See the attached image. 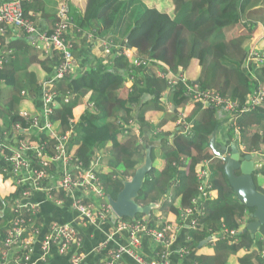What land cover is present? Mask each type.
<instances>
[{"label": "trees", "instance_id": "obj_1", "mask_svg": "<svg viewBox=\"0 0 264 264\" xmlns=\"http://www.w3.org/2000/svg\"><path fill=\"white\" fill-rule=\"evenodd\" d=\"M43 1L33 0L29 3L22 0L25 15L33 19V13L37 7H42ZM171 1L173 15L150 6L148 0H87L84 12L73 8L70 15L82 29L83 32L78 35L84 42L88 41L84 31L95 29L93 40L110 39L116 45H128L136 50L138 57L162 62L174 72L181 67L187 69L188 78L193 75L194 69H198L197 80L203 88L217 89L224 96L239 101L242 107L245 106L247 96L264 84V65L257 66L249 60L253 47L264 44V0ZM238 26L243 33L230 37ZM1 28L6 29L4 25ZM259 29H262L260 38L257 37ZM52 30L53 27L47 33L50 34ZM28 39L24 33L20 40H11L7 44L4 33L0 34V41L14 51L4 69H0V100L3 104L0 109V131L11 130L19 119L18 114L12 111L16 112L30 103L20 96V92L38 88L34 68L38 67L50 75L60 61L57 51L45 53L34 43L27 42ZM117 50L116 47L114 52L117 53ZM132 70L134 73H131ZM143 70L132 68L131 61L124 55H117L111 64L106 65L103 58H96L82 74L77 77L69 75L57 84L62 92H69L72 97L69 103L60 99L62 104L58 114L64 123L74 116L75 109L84 101L93 102L97 107V110L82 115L75 124L72 147L78 159L98 174L107 194L114 199L124 188L123 178L135 174L136 169L145 162L148 152L153 160L160 159L159 165L154 162V168L146 176L136 201L140 205H159L152 210L148 221L149 227L161 229L166 223L178 221L167 222L160 218L171 215L180 218V209L191 205L198 192V176L204 168L202 162L208 160L213 189L217 190L218 195L207 202V211L200 219L204 233H197L199 229L190 227V239L186 246L194 250L201 242L195 237L219 233L226 225L230 229H238L239 242L230 245L224 240L217 241L216 254L197 256L196 262L227 264L231 254L247 247L250 251L240 257L241 264H262L256 255L264 249V225L255 237L250 232L240 230L246 221L255 220L251 216L254 209L238 199L225 175V162L210 147L215 132L217 144L224 143L226 137L229 138L228 144L235 140L234 118L219 108L204 106L201 102L191 104L182 87L163 96L168 83L158 77L154 70ZM128 73L138 75L132 90L126 93L124 88ZM165 98L173 101L171 111L163 110ZM150 111L158 113L156 127L164 131L159 133L157 139L153 138L157 141L142 144L134 131L124 132L125 125L129 120L136 119L141 127L151 132L153 126L146 118ZM183 111L194 124L191 137L180 135L175 128L178 114ZM244 116L239 121L245 141V152L241 153L264 151V142H260L259 146L253 142L258 132L263 135L264 141V102ZM221 130L226 131L224 140H220ZM203 146H206L204 151L196 153V149ZM124 167L126 169L120 174ZM262 170L264 167L257 169L254 177L258 190L264 193L258 178ZM15 197L16 194L0 195V227L13 217ZM144 217L145 214H139L137 218ZM37 222L41 223L40 218ZM178 225L181 226L182 222Z\"/></svg>", "mask_w": 264, "mask_h": 264}, {"label": "built area", "instance_id": "obj_2", "mask_svg": "<svg viewBox=\"0 0 264 264\" xmlns=\"http://www.w3.org/2000/svg\"><path fill=\"white\" fill-rule=\"evenodd\" d=\"M69 6L61 4L53 31L36 36L34 21L28 18L23 9L22 0H0V25H12L27 35H35V45L45 53L57 51L60 61L56 64L49 77L38 82L35 91L22 90L20 95L33 105V110L26 108L12 111L19 116L14 127L8 131H0V177L4 182L10 181L11 192L16 197L12 205V219L0 227V264H52V254L69 258V264H86L87 253L83 249L84 239L77 225L71 223L53 222L49 228L42 232L37 222L39 205L31 201L39 190L47 191L53 195L55 192L63 193L77 214L79 226H86L95 220H106L109 216L114 219L113 233L126 231L128 241L126 244L108 252L107 258L99 264H126L125 259H132L134 264H170V244L179 229L188 221L189 227L200 229V219L205 214L202 199L211 196L213 187L208 182L210 176L208 162L200 171L199 179L203 180L201 195L192 199V205L183 209L180 214L182 225L166 223L162 229L149 227L146 218L125 220L121 218L107 200L102 182L97 173L91 168H84L69 150L75 132L74 126L85 113L87 107L93 108L89 103L85 109L78 112L75 117L64 120L58 116L61 107L60 99L69 103L70 95H63L56 86L65 80L75 68L76 60L73 52L72 39H68L72 19ZM1 31L4 30L1 28ZM80 32V29H77ZM93 37V33L88 34ZM101 47L106 55L114 56L116 47L113 40L100 39ZM132 48L124 47L118 55H124L131 60L134 69L144 68L157 70L158 77L168 83V91L176 92L181 87L190 102H201L204 106H213L221 109L234 118V128L240 135L242 126L239 123L249 111L255 110L264 102V84L258 86L247 96V104L241 106L239 101L226 97L215 89L203 88L198 80L188 78L185 69L177 72L162 65L157 60L138 57ZM13 49L8 48L0 41V69H4L13 55ZM111 57V58H112ZM249 60L255 64H264V51L252 50ZM134 73V70L131 71ZM136 75H130L133 82ZM1 92V90H0ZM164 94V93H163ZM165 96V95H163ZM0 100V109H1ZM168 98H165L167 109L170 108ZM141 127V126H140ZM175 128L180 135L191 137L194 124L180 112L175 122ZM130 130L138 136L139 142L146 143L147 138L157 139L163 131L161 127H153L151 132L139 128L136 119H131L125 125V133ZM262 150L252 152L255 157H263ZM264 163L256 158V167L263 168ZM60 173V174H59ZM96 195L101 201L99 206L87 201ZM238 229H230L223 225L217 233L220 240L230 245L239 242ZM150 235L161 247L157 259H147L140 250L143 244V235ZM216 237V236H215ZM111 239V237H109ZM108 242H105V244ZM103 248L99 249L102 251ZM258 257L264 264V249L258 252ZM198 264V263H196Z\"/></svg>", "mask_w": 264, "mask_h": 264}, {"label": "crops", "instance_id": "obj_3", "mask_svg": "<svg viewBox=\"0 0 264 264\" xmlns=\"http://www.w3.org/2000/svg\"><path fill=\"white\" fill-rule=\"evenodd\" d=\"M27 1L29 3H32L33 0H27ZM148 2L152 3L153 0H148ZM43 3L44 4L42 5V7H39V8L37 7V9L33 13L34 15L32 17L33 18L32 20L34 21L35 29L37 31L35 33L36 36L47 33L48 30H51L52 27H54V23L57 19L59 7L61 4H67L69 6V10H70L69 14H71L73 8H75L77 11L84 12L87 0H44ZM154 4L155 5L158 4V0L154 1ZM52 18H53V22H52ZM70 18L72 19V26H71V30L68 32L67 37H68V39H72L73 49H74L73 52H75L74 55H75V60H76L74 71L70 74V76L77 77L80 74H82L84 71H86V69H88V66L90 65V63L96 58H103V64L104 65L111 64L114 57H116L118 55L117 54L118 51H120V50L122 51L124 49V47L132 48L135 51L134 53L137 54L136 50L133 47H130L128 45L119 46V45L115 44L117 49H118L117 53L113 57L106 55L103 52V48L101 47V44L99 42L101 38H99L97 40H93V37L88 36L87 37L88 41L84 42L82 40V37L78 35L79 33L83 32L82 29L74 23L73 17H71V15H70ZM35 21H36V24H35ZM1 26L2 25H0V34L4 33V37L6 40V41L4 40L5 43H7L11 40H20L22 35L24 34L23 31H20L18 29H14L15 27L12 25H8V27H6V29L2 32ZM238 27H236L235 29H237ZM77 29H80V32H77ZM94 30L95 29L88 31V32L84 31V33H87V35L90 33H95V32H93ZM72 31H75V32L71 34ZM242 33H243V29L241 28V31L237 34H234L233 32H231L230 37H234V36H237V35L242 34ZM27 36L31 37V35H27ZM102 40L110 41V39H102ZM27 42H32L35 44V39H33L32 41L28 40ZM7 44H5V45L9 48V46ZM263 45L259 46L257 44V46L253 47L252 50H254V49L259 50V51L263 50ZM116 47H115V49H116ZM23 54L24 53L21 54L22 57H23ZM159 63L164 65L162 62H159ZM253 64H255V63H253ZM255 65L262 66L264 64H262V65L261 64H255ZM164 66H166V65H164ZM34 69H35L34 72H36L37 82L49 77V74H47L46 72H44L41 69H38V67H35ZM153 70L157 73V70H155L154 68H153ZM185 71L187 72V69H185ZM197 75H198V69H194L193 75L190 76L189 78L192 80L193 79L197 80L198 79ZM133 84H134V82L132 80H129V76L127 75V78L125 81V88H124L126 93H128L129 91L132 90ZM210 89H213V88H210ZM215 90H217V89H215ZM168 92H169L168 90H165L164 95L167 96ZM62 93L65 95L68 94L71 96V93H69V92L68 93L62 92ZM168 101L171 103L170 104L171 107L167 109L168 106L165 105V99H164L163 100V110L164 111H171L173 109V101L170 100L169 98H168ZM89 103L93 104V108L87 107V105H90ZM190 103L193 104V102H190ZM1 105H3V104H1ZM86 107H87V109L85 110V113L83 115H85L88 112H93V111L97 110V107L94 106L93 102L84 101L81 105L77 106V108L75 109L73 117H75V115L78 112L81 113V111L83 109H85ZM23 108H26L28 110H33V105L28 103V106H23L19 109H23ZM183 114L188 116L185 113V111H183ZM58 116H59V114H58ZM226 116L228 117V115H226ZM146 118H147V120H149V122L151 123V125L153 127L156 126L158 121H159L158 113L153 112V111L148 112L146 114ZM138 127L141 128L139 123H138ZM144 130L148 131L145 128H144ZM163 131H164V129H163ZM74 132H75V126H74ZM234 132L236 133L235 129H234ZM219 136H220V140H224V137H226V131L221 130ZM74 137H75V135H74ZM74 137H73V139H74ZM227 138L228 137L225 138L224 143L223 142L221 143L222 146H224V145H227V146L236 145L241 152H245L244 151L245 150V141L242 138V131H241L240 135H237V134L235 135V140H233V141L231 140L232 142H229L230 144L227 143V141L229 140V138H228V140H227ZM73 139H72V141H73ZM216 140H217V138H216ZM72 141L70 142L69 150L74 155V157L77 159L76 162L81 163L84 168L89 169L90 167L85 166L84 162L78 159L79 157L77 156L76 150L72 147ZM155 141H157V140H148V141H146V143L148 144V142H155ZM253 142H255L256 146H259L260 142H264L263 141V135L259 132L256 133L255 137L253 139ZM259 158H260V161H262L264 163V161H263L264 158L263 157H259ZM157 160H159L158 163L161 162L160 159H156V160H153V163ZM206 161L208 162V160H206V159L202 162V164L204 166H205ZM207 167H209V163H208ZM124 169H126V167H124L122 170H120L119 173L121 174ZM118 171L119 170H117L116 173H118ZM120 174H119V176H120ZM114 177H117V174H114ZM132 177H129L128 175H126L125 178H123V180L126 182V181L131 180ZM258 178H261L262 181H261L260 185L262 187H264V182H263L264 173L261 172L258 175ZM198 181H199L198 192L193 198H198L201 195V188L204 185L203 180L199 179V176H198ZM208 182H211V184H213L211 176H209ZM102 185H103V183H102ZM103 187L105 190L104 185H103ZM212 187H213V185H212ZM12 190H13V188L10 186V184H7V182H4V180L0 177V195H1V197H5L6 195H9V194H15V192L9 193ZM105 193H106L107 200L109 201L108 196H110V195L107 194L106 190H105ZM54 194L55 195H53L47 191H44V190H39L36 192V194L31 199V201L33 203H36L39 205L38 218H40V221H41V223H39L40 224L39 226L42 229V232H45L53 222L71 223V224L77 225L78 228L80 229L81 235L84 239L83 249L87 253L86 264H97L99 262V260H101L102 258L108 257L107 253L109 251L116 249V248L127 243L129 234L126 231H120L117 233H113L115 221L110 216L104 221L103 220H95V221L87 224L86 226H79L77 223V214L74 211V209L72 208L71 202L67 198H64L63 193L55 192ZM217 195H218L217 190L213 189L211 196H208L207 198L202 199V206L205 208V213L207 211V202L211 199L216 198ZM85 198L87 201L93 202L96 206H99L103 202L96 195H91L90 198L85 196ZM191 205H189V206H191ZM189 206L182 207L180 209V214H181L183 209H185ZM158 207H159V205L157 204V208ZM138 215L135 218L121 217V216L120 217L125 219V220L126 219L133 220V219H136L138 217ZM149 215H145V217H144L147 219V221H148ZM160 220H167V222H177L178 221L177 222L178 224L181 222L180 218H178L177 216H172V215L168 216V217H162V218H160ZM148 224H149V221H148ZM200 225H201V228L199 230H197V233H204L203 232L204 227H203L201 222H200ZM246 225H247V221L244 224H242L240 230H243ZM189 233H190V227H189V224L187 221L179 229V232H178L176 238L173 241H171L170 248H169L170 249V256H169L170 264H196V263H198V262H196L197 256H205V255L214 256L216 254L215 245L217 244V241L222 242V241H220L217 232L214 234H208V235L204 236L203 238L202 237H195L197 240H200L201 242L194 250H192L191 247L189 248L188 246H186V242L190 239ZM109 237H111V239ZM142 240H143V244H142V248L140 250V253L147 259H157L158 255H157L156 251L161 247L158 246V244L154 241V239L150 235L144 234ZM105 242H108V243L105 244ZM227 245H229V244L227 243ZM100 248H103V249L99 253ZM249 251L250 250L247 249V247H245V248H243L242 251H240L238 253L231 254V256L228 258L227 264H241V262H240L241 258L240 257H242L245 254H248ZM217 256L222 258L221 255H217ZM256 256H258V252H257ZM255 261H256V263H258V260L256 258H255ZM127 262L129 264H134V261L132 259L131 260L127 259ZM51 263L52 264H69V258L65 257V256H60V255L56 254L54 251V253L52 254V258H51Z\"/></svg>", "mask_w": 264, "mask_h": 264}, {"label": "water", "instance_id": "obj_4", "mask_svg": "<svg viewBox=\"0 0 264 264\" xmlns=\"http://www.w3.org/2000/svg\"><path fill=\"white\" fill-rule=\"evenodd\" d=\"M28 38L29 41H32L35 39V35ZM210 147L225 162V175L236 192L238 199L247 207L254 209L251 216L255 220L247 223L243 231L250 232L251 236L255 237L259 229L264 225V193L258 190L254 177L257 170L256 160L252 153L243 155L236 145H218L216 132L210 140ZM153 168V159L148 152L145 162L137 168L132 179L124 182V188L118 197L114 199L108 196L111 206L119 216L135 218L138 214L149 215L153 209L157 208L156 203L140 205L136 201L146 176Z\"/></svg>", "mask_w": 264, "mask_h": 264}, {"label": "rangeland", "instance_id": "obj_5", "mask_svg": "<svg viewBox=\"0 0 264 264\" xmlns=\"http://www.w3.org/2000/svg\"><path fill=\"white\" fill-rule=\"evenodd\" d=\"M154 1L156 0H153L152 3H148L150 6H156L159 10L161 11H168L171 15H173V6H172V1L171 0H158V4L154 5ZM241 31V27L239 26L237 29H235L234 31H232L234 34H237ZM262 33V29H259L258 32H257V37L260 38V35ZM262 46V45H261ZM57 66V65H56ZM52 74V73H51ZM50 74V75H51ZM39 86V85H38ZM57 86V84H56ZM148 140H154L153 138H148L146 141ZM206 146H203L201 147L200 149H196V153L200 152H203L204 149H205ZM264 147V145H263ZM263 153V158H264V151L262 152ZM257 160H258V157H257ZM264 161V159H263ZM159 160L155 161V165H159ZM262 173H264V170L261 171ZM261 178H259V182H261ZM7 184H11L10 181H7ZM11 186V185H10Z\"/></svg>", "mask_w": 264, "mask_h": 264}, {"label": "clouds", "instance_id": "obj_6", "mask_svg": "<svg viewBox=\"0 0 264 264\" xmlns=\"http://www.w3.org/2000/svg\"><path fill=\"white\" fill-rule=\"evenodd\" d=\"M264 167V166H263ZM257 168V167H256ZM257 169H262V168H257Z\"/></svg>", "mask_w": 264, "mask_h": 264}, {"label": "bare ground", "instance_id": "obj_7", "mask_svg": "<svg viewBox=\"0 0 264 264\" xmlns=\"http://www.w3.org/2000/svg\"><path fill=\"white\" fill-rule=\"evenodd\" d=\"M94 106H95V104H94Z\"/></svg>", "mask_w": 264, "mask_h": 264}]
</instances>
